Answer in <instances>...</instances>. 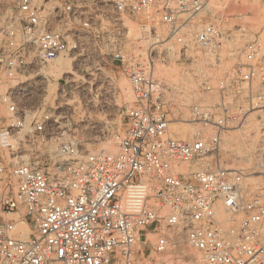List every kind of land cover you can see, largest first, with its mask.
<instances>
[{
	"label": "built area",
	"instance_id": "obj_1",
	"mask_svg": "<svg viewBox=\"0 0 264 264\" xmlns=\"http://www.w3.org/2000/svg\"><path fill=\"white\" fill-rule=\"evenodd\" d=\"M241 1L0 0V264H168L179 240L200 264H264V186L225 166L223 149L264 108V29L252 30ZM193 48L212 68L239 59L215 83L200 77L198 127L182 139L171 129L179 92L156 67L172 52L198 64ZM95 53L118 63L132 92L118 150L70 141L57 157L26 155L60 139L58 117L24 104L41 69L73 56L78 71Z\"/></svg>",
	"mask_w": 264,
	"mask_h": 264
},
{
	"label": "rangeland",
	"instance_id": "obj_2",
	"mask_svg": "<svg viewBox=\"0 0 264 264\" xmlns=\"http://www.w3.org/2000/svg\"><path fill=\"white\" fill-rule=\"evenodd\" d=\"M102 4L104 2H99V6ZM238 7H242L250 13L251 16L248 21L252 24L253 31L264 29V14L261 12L264 7V0H242ZM108 8L109 6L106 7V9ZM172 45L175 46L174 51L178 52L180 45L177 43ZM175 52L169 53L165 64L157 65V75L172 90L179 92L177 108L171 116L172 121L179 122L186 119L191 122L190 106L199 99L200 77L205 74L210 76L215 83L218 78L222 77L224 71L239 59V52L233 51L235 54L232 58L217 68L206 65V58L196 48H193L191 54V56L199 57V62L196 65L188 61V58L180 57ZM68 58H71V73L64 74L59 80L40 73L37 75L38 86L33 97L24 101L28 108L38 109L40 114H54V118H59L56 131L60 136L59 141L35 142L34 145L27 147L25 154L36 160L37 156L42 161L47 160L45 158L50 154L57 157L61 143L70 141L80 143L84 153L88 151L100 152L98 150L103 146L102 144L111 142L115 145H113L114 148L118 150V142L124 135V111L128 103L132 101V92L130 88L131 94L128 96L119 86L121 82H125L129 87L130 84L118 63L112 61L108 56L102 57L100 53H95L88 60L87 65L90 66H83L77 71L76 59L73 56ZM54 63L46 67L52 66ZM175 66L179 69L178 80L176 81L169 79L168 81L158 71L160 70L158 68ZM203 97L208 102L217 99L215 95L211 94L203 95ZM8 116L9 113L6 108L1 106L0 121L3 123L5 117ZM178 125H171L175 135L182 139H191L179 135ZM192 127L197 128L198 125L195 124ZM234 130L244 134L242 140H235L232 145L223 144L225 166L244 170L245 181L250 187L264 186V108L252 111L246 121L236 126ZM58 161L64 164V159H58ZM46 166L47 168L51 167L48 161ZM50 169L54 172V168ZM6 217L17 218V215L11 214ZM20 228L21 226L18 225V229ZM168 235L172 236V233H168ZM150 237L153 238V236ZM200 260V253L181 240H179L176 250L168 256V264H185L188 262L200 264ZM136 264H140V262Z\"/></svg>",
	"mask_w": 264,
	"mask_h": 264
},
{
	"label": "bare ground",
	"instance_id": "obj_3",
	"mask_svg": "<svg viewBox=\"0 0 264 264\" xmlns=\"http://www.w3.org/2000/svg\"><path fill=\"white\" fill-rule=\"evenodd\" d=\"M261 12L264 14V7H263V10ZM192 51H191V54H192ZM68 57L69 56L61 57V58L57 59L52 66L43 67L41 69V73H43L46 76L54 77V79H56V80H59L60 78H62V76H64V74H67L71 70V58H68ZM158 69H160V70H158V71H160L159 73L163 74L167 78V80L168 79L170 81L178 80L179 69L176 66L171 67V68L170 67H167V68L164 67V68H158ZM119 86L126 95L129 96V94H131L130 93V87L125 82H121ZM6 87H7V84L0 83V91H2V92L5 91ZM172 124H179L178 125V129H179L178 133L180 136H182L184 138H192L194 135V132L196 130L195 127H192L195 125V123L189 122L186 119H182L179 122H173ZM243 134L244 133H239L238 130H234V129L231 131H228L224 136L223 144L232 145L235 140H238V141L242 140ZM113 142H115V141H113ZM102 145L103 146L100 148V150H98L100 152H110V153L112 152L113 153V152L117 151V149L114 148L115 145L112 142L111 143H104ZM221 217L223 219L225 218L224 215ZM185 264H195V263L188 262Z\"/></svg>",
	"mask_w": 264,
	"mask_h": 264
}]
</instances>
